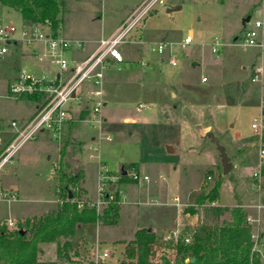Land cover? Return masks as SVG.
<instances>
[{
  "label": "rangeland",
  "instance_id": "1",
  "mask_svg": "<svg viewBox=\"0 0 264 264\" xmlns=\"http://www.w3.org/2000/svg\"><path fill=\"white\" fill-rule=\"evenodd\" d=\"M60 1L63 3L61 26L80 37L95 38L100 36L103 26L119 17L134 0ZM164 1V6L155 5L140 21L149 18L142 37L148 63L144 68L146 73L142 74L140 68L131 72L126 67L122 73L117 67L105 69V93L109 89L106 88L107 77L127 72L133 78L124 80L123 86L116 90L113 87L108 90L116 95V111L110 112L111 122L101 126L99 144L91 143L80 154L91 202L98 199L100 162L105 163L108 172L117 169L119 163L136 162L141 167L140 176H147L149 182L134 186L116 184L123 198L118 225L100 229L96 225L82 226L74 242L85 239L87 244L80 245L81 262L75 264H97L95 253L101 255L105 251L110 257L98 264H121L123 243L131 241L137 229L146 228L162 235L181 234L185 223L183 210L194 204L209 170L206 176L210 179L205 176L203 185L205 190L220 180L219 205H256L260 221L249 216L251 234L255 228L264 231V176L254 177L258 173L259 150L261 147L264 150V143L250 129L264 101V53L254 47L238 46L244 29L252 28L255 21L261 23L257 32L264 40V0ZM144 2L146 0L128 19L142 9ZM245 18L249 20L243 25ZM0 20L17 29L23 26L19 11L7 6L0 5ZM190 34L193 43L182 51L180 44ZM215 37L221 40L222 47L213 54L211 43ZM159 43L171 44L178 67L168 64V52L163 55L156 52ZM17 67L20 65L16 59L6 58L0 62V136L3 138L0 154L6 138L14 133L10 124L29 116L36 105L34 101L14 98L7 93V84ZM255 68L260 73L255 82H250ZM137 74L140 77L135 80ZM183 103L198 123L206 122L213 127L214 137L224 148L231 167L234 166L226 175L222 174L213 143L206 136L200 141L197 127L190 125L192 134L180 136L177 133ZM144 104L147 108L137 113L136 108ZM126 116L136 122L125 123ZM91 130L97 137V131ZM95 145H100L99 156L90 150ZM58 146L59 141L53 139L51 133L39 132L19 149L14 164L5 167L11 178L7 185L15 183L18 195L8 199L0 196V223L13 219L17 224L22 218L40 216L56 207L57 167L54 165L58 160ZM168 147L174 148V153L169 154ZM90 154L94 155L91 160L88 159ZM72 160V169L82 166L77 155ZM1 175L2 172L0 178ZM111 184L114 185V181ZM4 192L12 194L9 190ZM199 220L200 213L192 218L190 225ZM99 240L101 244H97ZM43 249L42 261L65 264L57 260L55 243L45 244ZM253 250H256L255 243ZM257 251L260 263L264 264V235Z\"/></svg>",
  "mask_w": 264,
  "mask_h": 264
},
{
  "label": "trees",
  "instance_id": "2",
  "mask_svg": "<svg viewBox=\"0 0 264 264\" xmlns=\"http://www.w3.org/2000/svg\"><path fill=\"white\" fill-rule=\"evenodd\" d=\"M0 5L17 9L22 27L48 22L53 35H57L61 26L63 3L60 0H0ZM59 143L55 187L58 206L40 216L17 221L14 229L5 225L0 227V264H58L40 259L41 245L48 243L56 244L58 261L79 263V247L87 244L85 239L74 242L79 229L85 225L112 227L118 224L121 198L118 189L113 191L114 200L98 211L87 206L83 167L72 169L71 166L83 144L75 143L67 136H62ZM259 175L264 176V165L260 167ZM127 181L132 180L122 174L119 182ZM219 186L220 180L207 191L202 186L194 204L185 207V216L193 218L200 213V220L194 225H185L177 241H163L162 236L152 230L139 229L131 241L123 243L121 264H261L258 253L253 250L251 226L245 212L239 206L214 205ZM105 199L108 200L107 194ZM80 202L83 203L81 208Z\"/></svg>",
  "mask_w": 264,
  "mask_h": 264
},
{
  "label": "built area",
  "instance_id": "3",
  "mask_svg": "<svg viewBox=\"0 0 264 264\" xmlns=\"http://www.w3.org/2000/svg\"><path fill=\"white\" fill-rule=\"evenodd\" d=\"M164 0H146L142 9L134 12L124 26L118 32L108 38H102L99 41L98 50L88 56L86 59L78 62H72L68 57V52L72 48L82 47V43L78 41H70L53 35L48 22L44 24L21 27L17 29L14 25L5 24L0 20V62L10 54L12 46L20 45L33 54V60L37 65V70L22 68L16 78L11 81L7 87V93L14 98H32L39 103L34 117L25 123L12 122L10 127L14 130L12 137L5 144L0 154V173L4 172L7 165L14 163V158L19 149L28 141L35 139L37 133L48 131L52 138L60 141L62 137L63 127L69 119L71 111V103L80 100V90L87 85L91 89L87 92V99L90 107L87 116L82 120L84 124L91 129L97 131L96 142L99 144L100 128L103 125L102 111L104 108V91L103 79L104 71L108 67L107 58L113 59L116 63H122L123 58L118 47L125 43V38L129 31L133 29L141 19L151 11L155 5L164 6ZM261 28V23L255 21L253 27L244 29L242 36L239 38V45L243 48H257L259 52L264 53V40L258 35L257 30ZM193 43V36L190 34L180 44L181 49ZM222 47L219 38H213L211 43V51L216 54ZM159 55L168 52V64L171 67L179 65L178 59L172 51L171 44L159 43L156 48ZM260 70L254 69L251 82H255L258 78ZM205 81V79H203ZM147 108L146 105H140L137 110ZM264 108V102L262 103ZM251 131L262 139L264 134V114L260 112L258 118L253 119L250 124ZM106 140L109 142L110 138ZM95 143V144H96ZM98 156L101 154L100 145L90 149ZM101 157V155H100ZM94 155L90 154L88 159H93ZM264 165V150H259L258 173L254 177L259 176V169ZM57 167V166H56ZM108 170L104 163L100 162L98 176V199L95 202H87V206L94 207L98 211L102 206L114 200L113 191L115 186L111 184L112 177L109 176ZM129 178L141 185L148 183L147 176L141 177L139 173L133 171L129 174ZM210 178L208 177V180ZM108 195V200L105 195ZM0 196L8 199L16 197V194H8L0 190ZM123 198H120V205ZM83 203H79L81 208ZM246 221L251 220L246 217ZM5 225L8 229H14V222L0 223V227ZM163 241H177L180 234L162 235ZM186 242L189 240L186 239ZM97 250V248H96ZM95 263H102L110 257V253L105 251L98 255L97 252Z\"/></svg>",
  "mask_w": 264,
  "mask_h": 264
},
{
  "label": "crops",
  "instance_id": "4",
  "mask_svg": "<svg viewBox=\"0 0 264 264\" xmlns=\"http://www.w3.org/2000/svg\"><path fill=\"white\" fill-rule=\"evenodd\" d=\"M142 1L143 0H134L130 4L128 9H126V11H123V13L119 17L113 19L112 22H109L110 23L109 25L103 26L101 28V32H100V36L99 37H95V38L80 37V36H78V34L76 32H74V31H72V30H70L68 28L63 27V24H62V26H60L59 30L57 31V35L56 36L61 37V38L66 39V40L78 41V42L82 43V47H80V48H72L68 52L69 59L72 62H78V61H82V60L86 59L88 56H90L91 54L95 53L98 50L99 41L102 38H108V37L116 34L118 32V30L121 28L123 22H125V20L128 19V16H130L129 14H131L133 12V10L135 8H137V6H139V4ZM147 19H149V18L147 17L144 20H142V22H139L141 24L138 23L139 26H140L138 29H136V26L133 29H131L129 31V33L127 34L126 38H125V43L121 44L118 47V50L120 51V53L122 55V58H123L122 63H116V62L113 61V59L107 58V60H106L107 63H108L107 69H109L111 67H117V69H118L117 71L122 73L123 71L126 70V67H128L131 72L133 71V69L140 68V71H141L142 74L146 73L144 68L148 65V63H146V60H145V57H146L145 49H144L145 41L142 39V37H143V32L145 31L144 28H145V24H146ZM62 22H63V20H62ZM185 49H183L182 51H184ZM6 58H7V60L8 59H10V60L16 59L17 62L19 63V65H20V67L14 68L15 73H14L13 77L10 79V81L8 82L7 87L9 85V83L16 78L18 72L22 68H28V69L33 70V71L37 70V65H36L35 61L33 60V54H31V52H29L27 49H25L24 47H22L20 45L12 46L10 48V54ZM130 74H128L127 72H124L121 75H116V76H113V77L109 76V78L107 77V79H106L107 80L106 88L107 89L109 88L111 90H112V87L114 88V90H116L115 88H120L121 86H123L124 80H129V79L133 78L132 75H130ZM252 75H251V78H252ZM138 77H140V74L134 75V79L135 80H137ZM139 79L142 80V78H139ZM250 82H251V79H250ZM90 89H91L90 85L84 86L80 90V92H81L80 93L81 94L80 95V100H76V101H73L71 103V111L69 112V119H68L67 123L65 124L64 129L62 131V136H67L70 140H72L75 143H82L83 144L82 145V150L79 153H77V156H78V161H80V164L82 165L83 171H84V174H83V176H84L83 177V188H84V191L86 193L87 200H89V198H88V193H87V189H86V186H85V184H86L85 183V168H84L83 163L81 162L80 154L85 149H87L88 146L91 143H93L95 138H96L94 132H92V130L86 124H84L82 122V120L87 116L88 109L90 107L89 101L87 99V92ZM108 90H106L107 91L106 93L104 92V108H103V111H102L103 122L104 123L111 122L112 117L110 116L111 115L110 112L113 109L116 111V106H115L116 102H117L116 95H114L113 93L111 94ZM103 91H104V89H103ZM176 97H177V95H175V98ZM24 99H27L29 101H34L36 103V105H35V107L32 108L31 114L29 116H27L26 118L21 119V121L19 123H25V122H28L29 120H31L34 117V115L36 114V110H37L38 104H39L37 101H35L33 99L32 100L29 99V98H24ZM263 102L264 101H262V103ZM262 103H261V106H260V112L264 110V108H262ZM183 106L184 107H182L183 108L182 119L178 122V125H176V127H177L176 131H177V133H180V136H184L185 133L192 134V131H193L192 129L193 128L190 125H192L193 127H197L194 124V122H193V118L195 119V117L192 115V113L187 111V109L185 107V103H183ZM142 110H137V108H136V112L137 113H140ZM105 111H106V113H105ZM13 122H15V121H13ZM124 122L131 124V123H135L136 120L133 117L126 116L124 118ZM199 124L204 126V127H206L208 129V132L209 133L212 132L211 134H213V127L211 125L207 124L206 122H200ZM197 131H198V135L197 136H198V139L200 141H204L205 140V136L208 138L207 134L201 133L200 130H198V129H197ZM12 135L9 136L8 139L5 137L6 138L5 144L12 137ZM0 144H3V138L1 136H0ZM5 144H4V146H5ZM4 146H3V148H4ZM168 152H169V154L170 153H174V148L168 147ZM57 154H58V160L55 162L54 166H56V164L59 161V157H60V143H59V146H58V149H57ZM12 165H10V166H12ZM124 168H126V171H123ZM231 168L233 169L234 166L232 165ZM131 171H135V172H137V173H139L141 175V167H140V165L137 164L136 162H130V163H127V164L119 163L117 169H114V171H110L109 172L111 177H112V179H113V181H114V183H115L114 186H115L116 189H117L116 184L120 183L119 182L120 176L122 174L123 175L125 174L129 178V174H130ZM55 173H56V176H57V171L56 170H55ZM9 180L11 181L10 172L8 170H4V172L2 173L1 178H0V190L1 191L9 190L10 193L18 195V190H17V187H16L15 183L12 184V185L9 184L10 186L7 185V182ZM55 180H56V177H55ZM135 184L138 185L137 183H135L133 181H127V182L122 183L121 185H129V186L133 185L134 186ZM204 184H205V176L203 178V181H202V184L200 186L199 192L201 191V188H202V186ZM218 198H219V194H218ZM259 201H260V199H259ZM121 205H120V211H121ZM214 205H217V206H220V207H234V206L219 205L218 199H217V201H216V203ZM57 206H58V201H56V207L54 209L50 210V211L55 210L57 208ZM235 206H239L240 208L242 207L244 209L243 211L245 212V214H246V216L248 218L250 216L254 220L257 219V221L259 223L260 214L256 210V205L255 206H250V205L242 206L241 204H239V205H235ZM50 211H48V212H50ZM184 218H185L184 219L185 223H184L183 227L185 225H190L192 223L191 222L192 218L187 217V216H184ZM22 219H25V218H22ZM119 219H120V217H119ZM11 222H14L13 219H11ZM1 223H7V221L1 222ZM117 225H115V226H117ZM96 226H97L98 229L106 228V227H102V226H98V225H96ZM115 226H112V227H115ZM258 226H259V224H258ZM141 229H143V228H141ZM137 230H139V229H137ZM254 231L255 232L252 233V239L256 240L254 242L255 243V248H256L255 251L257 253H259L257 251V246L259 244V240L264 235V231L263 230L262 231L261 230L258 231V230H256V228H255ZM135 232H134V234H135ZM159 235L162 236V234H159ZM100 241L101 240H99L97 242V244H101ZM43 245H45V244L41 245V250H42V254L41 255H43V253H44ZM46 262H53V261H46Z\"/></svg>",
  "mask_w": 264,
  "mask_h": 264
},
{
  "label": "water",
  "instance_id": "5",
  "mask_svg": "<svg viewBox=\"0 0 264 264\" xmlns=\"http://www.w3.org/2000/svg\"><path fill=\"white\" fill-rule=\"evenodd\" d=\"M170 12L171 11L169 10L168 13H170ZM248 20H249V18H245V20H243L242 24L244 25L245 23L248 22ZM193 122L197 126V128L200 130L201 133L207 134L208 138L213 143V145L215 147V150H216V152L218 154V158L220 160V164H221V168H222V174L226 175L229 172V170L231 169V165H230L229 160H228V158H227V156L225 154L224 148L219 145V143L217 142L216 138L213 136V134L208 132V129L206 127L200 125L196 121V119H194V118H193ZM69 199H71V196L69 197ZM191 262H194V259H192Z\"/></svg>",
  "mask_w": 264,
  "mask_h": 264
}]
</instances>
